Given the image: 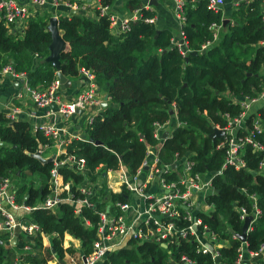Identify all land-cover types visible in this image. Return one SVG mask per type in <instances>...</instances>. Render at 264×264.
Listing matches in <instances>:
<instances>
[{
  "label": "trees",
  "instance_id": "obj_1",
  "mask_svg": "<svg viewBox=\"0 0 264 264\" xmlns=\"http://www.w3.org/2000/svg\"><path fill=\"white\" fill-rule=\"evenodd\" d=\"M122 1L126 10L143 7L141 0ZM188 1L184 8L186 23L182 27L188 40L185 56L177 45H173L174 33L168 27L159 29L156 25L137 21L131 24L128 33L114 38L105 18L94 20L79 14L60 18L59 29L67 43V49L61 54L62 73L73 80L80 75L82 68L91 71L110 98L108 106L94 119L89 131L90 139L103 145L73 141L68 147L69 153L87 160V173L80 175L67 169L60 172L66 180L72 178L76 183L86 177L96 181L103 171L117 170L120 164L135 174L142 166L148 147L158 143L155 138L157 125L169 122L172 118L170 112L176 111L181 126L174 128L165 140L159 166H173L176 155L186 158L189 154L192 173L217 174L215 192L207 198L212 211L201 216L221 240L228 241L221 254L231 264L240 242L232 240L230 232L240 234L243 228L236 208L252 209L243 189L258 196V205L263 210V215L248 233L249 248L258 250L264 243V174H256L264 161V152L254 153L251 147H246L243 152L246 170L222 169L228 146L217 147L226 143V137L212 139L211 135L217 125L226 127L227 115L235 118L242 113L226 93L254 97L262 91L264 48L260 42L264 39V11L260 1L239 3L224 26L222 11H210L204 1ZM143 12L144 16H155L154 12ZM214 24L223 29L216 40ZM51 42L52 36L44 18L31 19L23 39L9 33L0 22V70L11 64L16 72L27 74L30 87L49 86L57 73L52 64L46 62ZM191 52L197 54L191 55ZM36 54L38 58H35ZM258 114L264 125V106L259 108ZM251 124L250 119L248 125ZM257 139L264 144V128ZM0 142L1 177L18 179L41 174L51 178L53 163L42 164L30 155L37 153L47 140L42 134H33L29 122L11 124L0 110ZM181 169L179 165L176 171ZM221 171L222 174H218ZM176 179V173L167 176L168 181ZM48 188V183L38 188L24 185L18 190V202L34 205L45 199ZM101 191L106 194L105 190ZM127 196L123 191L111 194L110 198L114 202H126ZM31 217L44 233H57L62 238L69 233L81 240L84 253L91 251L98 222L92 209H85L82 215L91 223L88 227L82 218L75 216L68 202L55 213L37 210ZM60 244L55 240V250L63 255ZM40 245L39 239L34 247L37 254L28 255L23 264L47 263L45 258L38 256ZM11 249L16 251V248L0 245V264H15L9 256ZM183 252L201 264H213L209 257L196 255L190 244L173 254L178 257ZM169 258L167 251L158 245H139L130 241L125 248L110 254L102 264H173ZM259 264H264V260Z\"/></svg>",
  "mask_w": 264,
  "mask_h": 264
},
{
  "label": "built area",
  "instance_id": "obj_2",
  "mask_svg": "<svg viewBox=\"0 0 264 264\" xmlns=\"http://www.w3.org/2000/svg\"><path fill=\"white\" fill-rule=\"evenodd\" d=\"M173 1L176 4L177 17L182 25H185L184 8L189 1ZM200 1L206 2L207 8L215 13L221 12L226 4V0H191L192 3ZM255 1L261 2L264 11V0H237L236 5L242 2L252 4ZM61 7L67 10V14L64 16L56 12ZM87 8L94 11V20L107 19L110 23V31L114 30L119 37L128 33L134 22L156 23V18L144 16L143 10H152L150 0L144 8L135 10L127 18L115 12L112 2L108 0H0V22H3L9 33L24 34L29 21L43 15V13L39 14L37 9L50 15L49 19L56 18L59 22L60 18H69L73 13L79 14V11ZM262 23L264 28V12ZM212 28L216 30L214 33V40H216L221 25L214 24ZM47 31H49L48 28ZM60 32L63 34L61 30ZM111 34L113 36V33ZM180 36L186 39L182 30ZM260 45L264 48V39ZM177 46L184 56L187 55V45L184 41L178 43ZM38 57L39 55L36 54L35 58ZM0 71L15 80H23L25 91L29 94L34 106L37 109L46 110L42 116L30 115L34 119L31 128L33 134H42L47 140V143L41 146L37 152L44 156L48 151H52L55 156L48 194L45 199L34 205L18 202V189L14 185L13 176H0V234H8L13 237L15 229L19 227L24 242L20 248L23 253L15 264H23L28 255L37 254L30 251L31 246L36 247L39 239L41 240L39 251L41 254L39 253L38 256L45 258L46 264H102L110 254L125 248L130 241L139 245L149 243L160 246L167 251L170 256L169 260L173 264H201L186 252L181 253L178 257L173 254L189 244L193 246L196 255L209 257L213 264H230L224 260L221 254V250L228 244V241L221 240L201 216L202 214L209 215L212 211V206L207 204V198L215 192L214 179L217 174L192 173L193 164L187 160L183 163V168L178 173L176 181H168L165 175L175 172V170L171 165L160 167L158 157L152 164L145 161L135 174L129 173L120 164L117 170H109L108 173L111 180H114L115 184L121 188L119 194L123 191L127 192V201L108 202L106 205L108 209H105L102 205L103 201L97 200L96 191L91 187L88 177L83 182L76 183L72 178L66 180L60 172L61 169H67L85 175L88 167L84 157L68 152V147L72 144L73 139L66 138L67 132L59 128L53 121L59 116H73L79 111L89 114L92 107L101 105L95 74L82 68L81 73L87 78V89L74 100L64 102L59 95L61 81L57 73L56 78L49 86L35 89L28 85L27 74L16 72L11 64L4 66ZM261 87L262 91L254 97H237L233 94L228 97L233 105L239 106L242 113L235 118H230L227 115L226 127L222 128L219 125L215 127L216 130L226 133L224 136L226 143L217 147L220 149L228 146L222 169L233 167L237 171L246 170L247 163L243 158L246 147H251L254 153L264 152V144L257 139V135L261 134L264 128L261 117L258 111L252 115L249 114L253 106L264 101V78ZM21 96L20 93L18 98ZM4 108V114L9 122L11 124L17 122L22 113L20 108L7 104ZM250 119L251 126L248 125ZM93 120L94 118H90L88 124L92 125ZM180 126L179 123L178 127ZM162 127L163 125H157L155 130V138L158 141L162 139L160 133ZM178 158L179 156L176 155V159ZM144 168L149 169L146 180L142 179ZM218 174H222V171ZM256 174H264V161L260 163ZM154 182L160 189L158 193L148 191L149 185ZM242 192L251 201L252 209L251 211L246 207H237L236 209L243 225L248 217L253 218L248 229L249 233L252 231L253 223L263 215V210L258 205L256 194L250 195L246 189H243ZM66 202L72 205L76 217L83 219L82 215L85 209H92L98 216L96 239L91 245V251L87 254L75 244L77 238L71 240V243L66 246V234L62 238L57 233H44L41 226L34 219L28 217L37 210L55 213ZM101 205L104 209L99 207ZM16 212L20 215L16 216L14 214ZM83 221L85 225L91 226V223L85 218ZM230 234L232 240L240 242L236 248V257L231 264H259L261 260H264V243L258 250H251L248 242H241L238 234L234 232H230ZM30 238L33 239L30 240ZM55 240L61 242L63 255L57 251L53 253ZM218 259L220 262L217 263Z\"/></svg>",
  "mask_w": 264,
  "mask_h": 264
},
{
  "label": "crops",
  "instance_id": "obj_3",
  "mask_svg": "<svg viewBox=\"0 0 264 264\" xmlns=\"http://www.w3.org/2000/svg\"><path fill=\"white\" fill-rule=\"evenodd\" d=\"M108 1L112 2L113 10L115 12H117L119 15L124 16L125 18L130 17L131 14L135 11V10H126V8L124 7L125 5H124L122 0H108ZM236 1L237 0H226V4L221 10L225 20L230 21L231 15L233 14V12L235 11V9L238 6V5H236ZM141 2L143 5L142 8H144L145 5L148 3V0H141ZM156 2H157L156 5L150 4L152 6V10H150V12H154L155 16H153V18H156V23L153 25H156L159 29H162L165 27L171 28L173 33H174V37L172 39L173 45H177L178 43H181L183 41L187 45L188 40L183 39L180 36V32L182 30L183 25L179 21L177 15H176V4H175V2L173 0H156ZM37 10H38L39 14L43 13V15H39L40 17H37L35 19L44 18L45 21H47V28H48L50 25V20H51V19H49L50 15L44 14L43 10L42 11L39 9H37ZM51 10H52V8H51ZM136 10H138V9H136ZM52 12H53V10H52ZM56 12L59 14H62L63 16L65 14H67V10L64 9L63 7L59 8ZM74 14H78V13L75 12V13H73V15ZM79 15L84 16L86 18H90V19H94V17H95L94 11H92L89 8H87L86 10L79 11ZM63 18H66V17H63ZM48 23H49V25H48ZM222 30L223 29L221 26V29L218 30L217 34L219 35V33ZM111 33H113L114 38L119 37L118 35L115 34L114 30H112ZM13 34H16L17 38L23 39V36H24L23 33H13ZM262 73H263V71H262ZM71 81H72V85L66 92H64L62 89L59 92V95L64 102H69V101L74 100L78 95H80L83 91H85L87 89L88 83H87V78H86V76H84V74L80 73V75L77 78H75ZM18 82H21V81L15 80L8 75L2 74L0 71V110L2 112H5V108H4L5 104L18 106V108H20V110L22 111L21 116L18 118V121H26V122H29L30 125H33L34 119H32L30 117V115L36 114L38 116H42L45 114L46 110L37 109L34 106V104L32 103L29 94H27L25 91V88H24L25 83L21 82L20 84H18ZM96 82H97V78H96ZM97 85L99 88V100H100L101 105H102L105 102L104 98L107 94H105V92L100 88L98 83H97ZM20 93L22 94V96H21V98H18V95ZM225 95L228 98L232 94L226 93ZM109 101H110V98H109ZM109 101H108V104H109ZM101 105L92 107L89 114L85 113L84 111L83 112L79 111L78 113L74 114L73 116H59V117L53 119V121H55L57 123L59 128L64 129L67 132L65 134L66 138H72L73 141H90L91 139H90L89 131H90L92 125H89L88 123H89L90 118L95 119L108 106L107 105L105 108H102ZM258 105L259 104L252 107L253 112H256L259 109ZM55 108H57V106H55ZM171 116H172V118L170 119V121L167 122V124L163 125V127L160 129L162 139L160 141H158V143L156 145H151L148 147L147 155H146L142 165L144 164L145 161H147V163H149V164H152L157 157L159 158L160 151L162 150V147H163L164 142L166 140V139H163V135L166 132H169V137H170L173 129L178 127L179 122H178V117H177L176 111H174V114ZM93 122H94V120H93ZM93 144L95 145V143H93ZM53 156H54V153L51 151L50 154L46 153L43 157L46 159H50ZM188 156H189V154L187 155L186 158H178V159L175 158V161L173 163L174 165H175V163H177L176 164L177 168L176 169L173 168L175 170V172H171V173L169 172L167 175H165V177L167 178V176H170L174 173H176V177H177L178 173L180 172V171H176L178 169V166L181 165V167L183 168V163L188 160ZM164 166H166V165H163L160 167H164ZM99 172H101V171L99 170L98 173ZM108 172H109V170L103 171L102 172L103 174L101 173L102 176H100V177H102V179L105 180L104 183L98 182V180L92 181L90 179V177H88V181L90 182L91 187H93L96 191L95 195L97 196V200L103 201L102 205L104 206L105 209L108 207V206L106 207L108 202H114L110 198L111 194H117V193L119 194V192L121 190V188L115 184V181L111 180ZM148 173H149V169L144 168V174H142L143 180L147 179ZM13 179H14V176H13ZM81 182H83V181H80V183ZM156 182H154L153 184H151L152 182L150 183L151 185H149L148 191L158 193V190H160V189L157 186ZM101 190H105L106 194H103ZM18 198H19V195L17 197V200H18ZM19 203H22V202H19ZM101 206H99V207L103 208V206L102 207ZM14 214L16 216L20 215L18 212L14 213ZM28 217L32 218L31 214L28 215ZM14 234H15V232H14ZM0 239L3 242L2 245L6 246L7 248H16L15 260H14L16 263L19 256L23 253V251L20 249L24 243L22 236H20L16 246L12 245L14 235H13V237H10V235H8V234H0ZM75 239L76 238L74 236L70 235L69 233H66L65 245L67 246L68 244L71 243V240H75ZM75 244L78 245L81 250H83L82 249V242L80 239L77 238V241H75Z\"/></svg>",
  "mask_w": 264,
  "mask_h": 264
},
{
  "label": "water",
  "instance_id": "obj_4",
  "mask_svg": "<svg viewBox=\"0 0 264 264\" xmlns=\"http://www.w3.org/2000/svg\"><path fill=\"white\" fill-rule=\"evenodd\" d=\"M150 4L151 5H156L157 2L156 0H150ZM229 22V20H225L224 21V26ZM49 32L51 33L52 36V42L50 44L49 47V51L50 54L49 56L46 58V62L51 63L52 66L56 69L57 75L61 81V89L66 92L72 85V81L70 79H68L61 71V54L67 49V43L63 37V35L61 34L60 30H59V22L56 18H52L50 20V25L48 27ZM197 52H191V55H196ZM188 61V60H187ZM21 82H24L23 80H20ZM21 82H18V84H20ZM17 84V85H18ZM105 102L101 105L102 108H105L108 105V101H109V96L106 95L104 98ZM171 115L174 114V111L170 112ZM226 133L225 131H220V130H214L213 134L211 135L212 139H215L217 137H221V136H225ZM169 137V132H166L163 135V139H167ZM91 143H95L96 146H102V142H94L93 139L90 140ZM2 145V143L0 142V146ZM33 158L37 159L39 162H41L42 164H47V163H53V160L55 158V156H53L50 159H46L44 158L40 152H37L35 154H30ZM173 168L176 169L177 165H173ZM253 218L252 217H248L245 220V223L243 225L242 228V233L238 234L239 239L241 240V242H246L247 241V236H248V229L250 227V224L252 223ZM233 233V232H232ZM21 236V231L20 228L17 227L15 229V234H14V239L12 242L13 246H16L19 238ZM33 238H30V240H32ZM3 242L0 239V245H2ZM53 252H55V249H52ZM220 262V260H217V263Z\"/></svg>",
  "mask_w": 264,
  "mask_h": 264
},
{
  "label": "rangeland",
  "instance_id": "obj_5",
  "mask_svg": "<svg viewBox=\"0 0 264 264\" xmlns=\"http://www.w3.org/2000/svg\"><path fill=\"white\" fill-rule=\"evenodd\" d=\"M264 106V101L261 102L259 105H258V108H261ZM259 112V109L257 110ZM256 111V112H257ZM252 113H255L253 111H251L249 114H252ZM47 154H50V152L48 151ZM45 155V154H44ZM50 179L51 178H47L46 176L44 175H41V174H37V175H27L25 178H14L13 179V182H14V185L16 188L20 189L21 187H23L24 185L28 186V187H31V186H34V188H38L40 185H45V184H49L50 183ZM98 180V182H105L104 179H102V177H99L96 179V181ZM6 247V246H5ZM12 253L9 255L11 258H13V260H15V254H16V251L11 249ZM37 249H35L33 246H31V251L30 252H33Z\"/></svg>",
  "mask_w": 264,
  "mask_h": 264
}]
</instances>
